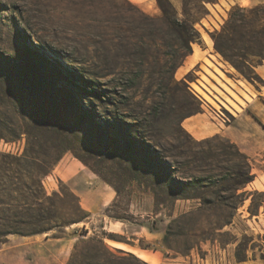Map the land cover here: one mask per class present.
I'll return each mask as SVG.
<instances>
[{"label": "rangeland", "instance_id": "374dc122", "mask_svg": "<svg viewBox=\"0 0 264 264\" xmlns=\"http://www.w3.org/2000/svg\"><path fill=\"white\" fill-rule=\"evenodd\" d=\"M259 3L264 4V0L207 4L208 14L195 26L200 41L192 44L194 57L188 56L175 69L174 50L151 41V19L159 15L154 0L152 8L136 6L139 11L124 0H0V153H22L28 134H41L42 140L51 141L60 131L71 150L44 179L46 192L57 191L60 183L69 187L91 214L87 228L133 243L132 248L105 240L147 264H264V154L251 159L256 178L244 189L246 201L232 223L219 235L208 236L209 240L199 243L198 251L186 257L166 256L162 233L142 227L160 219L151 212L150 196L134 198L131 203L123 200L127 223L104 216L116 196L112 186L121 182L118 164L123 162L124 153L132 152L133 156L136 150L143 156L141 144L145 143L155 157L175 166L180 161L176 148L187 147L196 154L206 148L188 144L179 125L199 111V105L197 114L203 110L208 113L203 102L216 109L221 103L210 92L211 98L193 89L191 84L201 85L198 67L186 74L187 86L180 83L186 76L181 75L189 61L190 65L198 61L201 50L207 46L213 49L210 34L219 29L231 6ZM173 4L180 13L181 1L173 0ZM205 64L224 78L211 63L205 60ZM201 71L217 81L208 69L202 67ZM222 110L231 125L232 113L227 107ZM3 138L15 141L7 143ZM176 205L182 211L191 203ZM250 205L254 215L248 212ZM202 221L207 228V222ZM168 222L167 218L158 221L159 230ZM82 225L48 235L9 236L0 245V264H66L78 238L74 231ZM236 256H246L245 261L238 262Z\"/></svg>", "mask_w": 264, "mask_h": 264}, {"label": "trees", "instance_id": "16d2710c", "mask_svg": "<svg viewBox=\"0 0 264 264\" xmlns=\"http://www.w3.org/2000/svg\"><path fill=\"white\" fill-rule=\"evenodd\" d=\"M180 1L179 13L173 0H154L159 15L151 19V41L155 44L159 41L174 50L175 69L192 54V44L200 41L195 26L208 14L206 5L218 2ZM124 2L138 10L127 0ZM210 38L215 53L245 80L262 82L252 67L264 62V4L231 6L222 25L210 34ZM187 76L180 80L181 84L186 85ZM198 112L200 105L199 111L191 115ZM179 129L188 144L199 143L206 148L197 154L187 147L176 148L180 161L175 166L155 157L145 143L141 144L143 156H139L136 150L133 156L127 151L123 162L118 164L117 177L121 182L112 186L116 196L105 208L104 216L111 221L127 223L124 216L127 211L122 210L123 200L131 203L134 198L142 200L148 195L152 199L151 212L160 219L142 227L153 233H162L161 246L166 256L186 257L191 251H198L199 243L209 240L208 236L219 235L232 223L246 201L248 194L244 189L254 181L255 175L250 159L229 140L216 135L196 142L183 130L181 123ZM57 134L51 141L42 140L41 134H28L22 153H0V245L6 243L9 236L48 235L83 224L74 231L78 238L66 264H147L105 240L132 248L135 247L133 243L87 228L91 214L81 207L79 198L69 187L60 183L57 191L46 192L44 179L62 155L71 150L65 143L67 138L60 131ZM4 141L11 143L15 140ZM177 202L191 203V206L180 211ZM130 203L124 205L129 207ZM248 212L254 215L251 205ZM165 218L169 222L159 230L157 222ZM203 219L207 228L203 227ZM199 234L203 236L199 237ZM139 248L146 249L143 245ZM245 257L236 256V259L242 262ZM261 257L264 259V255Z\"/></svg>", "mask_w": 264, "mask_h": 264}, {"label": "crops", "instance_id": "0c3cea01", "mask_svg": "<svg viewBox=\"0 0 264 264\" xmlns=\"http://www.w3.org/2000/svg\"><path fill=\"white\" fill-rule=\"evenodd\" d=\"M132 5L140 7L144 10L149 7H153V0H127ZM195 50V49H194ZM192 53L190 56H193ZM194 57V56H193ZM193 59V58H192ZM205 60L211 63V65L217 69L223 76H219L214 72L213 69L209 68L205 64ZM186 62V61H185ZM187 63L183 75L191 72L195 67L199 68V93H203L206 96L209 92L212 96L218 98L221 107H227V109L232 113L234 119L231 125L218 126L216 125L208 113L203 110V112L185 118L181 122V127L193 138L204 140L211 138L213 136H221L231 143L235 144L238 149L247 156L250 161L252 158L259 156V154H264V62L261 64H255L253 66L254 73L261 79V83H250L225 62L219 54L215 53L211 46H207L205 49L200 51L199 59L193 65ZM202 67L209 70V72L217 79V81L207 77L203 71ZM203 75L209 82L230 100L239 111L235 110L230 106L223 96L217 94L216 91L211 89L202 79ZM228 89L237 99H239L243 105L237 102L226 90ZM253 171V169H252ZM256 178V177H255ZM255 180V179H254ZM254 182V181H253ZM118 248V247H117ZM126 250L125 248H119ZM128 251V250H126Z\"/></svg>", "mask_w": 264, "mask_h": 264}, {"label": "built area", "instance_id": "2783aa9c", "mask_svg": "<svg viewBox=\"0 0 264 264\" xmlns=\"http://www.w3.org/2000/svg\"><path fill=\"white\" fill-rule=\"evenodd\" d=\"M200 99V98H199ZM201 100V99H200ZM202 101V100H201ZM206 105V110L208 111L211 120L218 126H226L230 123L229 117L223 112L222 107L220 109L213 108L203 102ZM204 106V105H203Z\"/></svg>", "mask_w": 264, "mask_h": 264}, {"label": "bare ground", "instance_id": "6f19581e", "mask_svg": "<svg viewBox=\"0 0 264 264\" xmlns=\"http://www.w3.org/2000/svg\"><path fill=\"white\" fill-rule=\"evenodd\" d=\"M192 87H193L194 90H196L197 92H199V89H198L197 86L193 85Z\"/></svg>", "mask_w": 264, "mask_h": 264}]
</instances>
